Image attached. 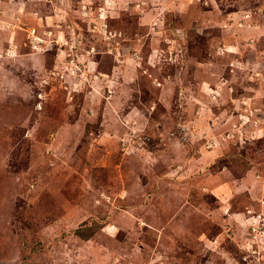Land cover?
Instances as JSON below:
<instances>
[{"label":"rangeland","instance_id":"rangeland-1","mask_svg":"<svg viewBox=\"0 0 264 264\" xmlns=\"http://www.w3.org/2000/svg\"><path fill=\"white\" fill-rule=\"evenodd\" d=\"M0 264H264V0H0Z\"/></svg>","mask_w":264,"mask_h":264},{"label":"built area","instance_id":"built-area-1","mask_svg":"<svg viewBox=\"0 0 264 264\" xmlns=\"http://www.w3.org/2000/svg\"><path fill=\"white\" fill-rule=\"evenodd\" d=\"M34 34H35V30L32 31V35H33V37H34Z\"/></svg>","mask_w":264,"mask_h":264}]
</instances>
